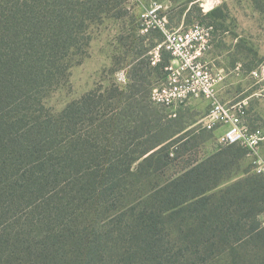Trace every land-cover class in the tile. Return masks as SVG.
Instances as JSON below:
<instances>
[{"label": "trees", "instance_id": "trees-1", "mask_svg": "<svg viewBox=\"0 0 264 264\" xmlns=\"http://www.w3.org/2000/svg\"><path fill=\"white\" fill-rule=\"evenodd\" d=\"M124 1L0 0V264H204L220 246L262 236L264 176L245 169L211 192L246 153L239 145L137 189L163 170L172 138L137 82L126 94L86 92L58 114L44 106L90 23ZM168 60L163 52L152 67ZM120 98L139 105L136 118L121 108L132 126L118 124Z\"/></svg>", "mask_w": 264, "mask_h": 264}, {"label": "rangeland", "instance_id": "rangeland-1", "mask_svg": "<svg viewBox=\"0 0 264 264\" xmlns=\"http://www.w3.org/2000/svg\"><path fill=\"white\" fill-rule=\"evenodd\" d=\"M153 2L161 4L163 15L175 28L193 22L214 27L211 48H230L229 65L240 64L238 74L231 67L227 70L235 81L236 90L233 91L241 92L242 87L246 88L240 96L250 95L247 111L252 119L251 127L264 129V0H208V5L204 0H138L134 3L125 0L117 9L119 15H113L112 11L90 23L88 44L71 58L66 80L46 93L43 104L52 114H58L69 102L78 100L86 92L117 86L126 94L128 88L137 82L146 92L147 115L155 120V124L161 125L163 137L172 136L166 141L170 145L165 151L169 153L167 164L163 170L152 174L149 181L140 179L137 189L141 192L177 174L188 163L203 159L216 149L215 144L222 146L213 137L214 133L202 127L204 114L201 115V111L182 105L175 110V116H169L171 109L155 106L148 99L150 88L160 82L164 71L161 66L153 68L149 64L148 54L163 39L162 34L157 30L141 32L140 14ZM121 69L128 77L124 86L117 85L114 77ZM143 92L133 98L141 99ZM138 107L136 102L120 98V127L133 125L126 122L127 116L121 114V108H126V112L132 109L131 118H136ZM261 149L264 153V142ZM137 163L133 164L134 170ZM251 167V159L247 157L244 162L238 161L234 167L224 169L221 173L224 179L211 192H218L233 182V175L238 170ZM258 218L262 225L264 213ZM219 240V237L214 238L215 242L222 244ZM230 245L220 246L204 264H264V230L261 237L244 238Z\"/></svg>", "mask_w": 264, "mask_h": 264}, {"label": "built area", "instance_id": "built-area-1", "mask_svg": "<svg viewBox=\"0 0 264 264\" xmlns=\"http://www.w3.org/2000/svg\"><path fill=\"white\" fill-rule=\"evenodd\" d=\"M127 1L134 3L138 0ZM140 25L141 32L157 30L163 36L162 41L148 53L150 65L158 64L163 52L169 55L164 66L165 77L150 88L149 101L155 106L171 109L169 116H175V110L189 99L207 100L208 110L201 120L202 127L207 130L224 127L218 141L223 145L236 144L244 148L252 162L251 171L264 176V153L261 151L264 129L250 126L244 101H221L217 85L222 75L204 59L211 48L214 27L193 22L175 28L163 15L161 4L156 2L143 8ZM114 77L119 86L128 82L124 69L116 71Z\"/></svg>", "mask_w": 264, "mask_h": 264}, {"label": "crops", "instance_id": "crops-1", "mask_svg": "<svg viewBox=\"0 0 264 264\" xmlns=\"http://www.w3.org/2000/svg\"><path fill=\"white\" fill-rule=\"evenodd\" d=\"M161 41H159V42H161ZM159 42H157V44ZM229 51H230V48H228V49L222 48L219 50H217L216 48H210L208 50V52L205 54L204 59L209 63V65L213 68V70L220 72V74L222 75V79L220 80V82L217 85L218 94H219V98L221 99V101L222 102H231V103L232 102H238V101H244L245 103H247V107L249 108L250 103H251L250 95L240 96L246 91V88L243 89V87H242L241 92H238V91L234 92L233 91L235 89L234 88L235 81L232 79L233 76H231V73L230 72L228 73L227 70L230 69V67H231L234 70V73L238 74V72H236V71L239 70L240 64L236 62L234 67L231 64L229 65V62H228L229 61ZM184 106L185 107L187 106L191 110L201 111L200 114L202 115V114H205L206 111L208 110V101L203 99V98H191L187 101V103ZM249 115L250 114H248V122L251 126V124H252L251 120L252 119L249 118ZM223 130H224V127H219L215 130H210L212 133H214L213 137L216 139V141L219 144H221V143L218 140H219V137L222 134ZM205 131L209 132L207 130H205ZM213 145H214V143H213ZM214 146H217L216 149H213V151L209 155L204 157L203 159H205V158H207L213 154H216L221 149H225L228 147V145L223 146V144H222V146L218 145V144H215ZM234 148H236V147H234ZM261 151H262V149H261ZM247 157L248 156L245 153L241 158H239L237 160V162L238 161L244 162ZM203 159H201V160H203ZM201 160H198V161H201ZM236 164H234L233 167ZM244 171H245V169H242V170H238L236 173H234L233 181H235L239 178H242L245 175ZM228 178H231V177H228ZM230 180H232V179H230ZM261 226L264 227V222L262 223Z\"/></svg>", "mask_w": 264, "mask_h": 264}]
</instances>
